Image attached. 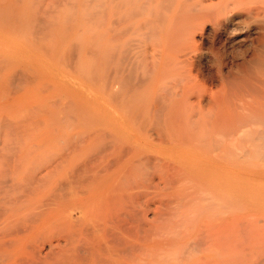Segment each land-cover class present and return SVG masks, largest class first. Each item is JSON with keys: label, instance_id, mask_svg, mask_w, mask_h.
Returning a JSON list of instances; mask_svg holds the SVG:
<instances>
[{"label": "rangeland", "instance_id": "rangeland-1", "mask_svg": "<svg viewBox=\"0 0 264 264\" xmlns=\"http://www.w3.org/2000/svg\"><path fill=\"white\" fill-rule=\"evenodd\" d=\"M10 3L11 0H0V225L7 219L11 228L20 225L17 220L26 219L20 223H31L50 210L57 214L56 218L67 210L77 218L79 211L95 206L97 199L107 198L111 201L109 207H118L121 211L131 209L137 214L142 232L154 235L155 264H264V141L259 143L262 139L257 134L261 123L260 126L253 121L252 125L250 120L233 132L234 136L238 134L234 137L236 144L233 142L236 147L233 154L238 163L230 193L223 191L224 187L215 189L208 180L200 183L199 176L185 164L178 162L180 166L169 161L167 116H162L164 121L159 122L162 128L163 122L168 123L165 126L168 129L163 132L167 139L159 136L155 117L145 118L147 127L135 128L126 108L111 97L110 89L82 78L96 64L91 55L96 44V50L100 49L98 57L102 56L97 58L96 66L101 67L106 46L102 42L104 36H101L102 41L100 36L80 37L85 43L80 44L84 47L80 48L83 53L78 54L77 44V48L74 47L80 56L77 63L85 73L78 74L75 52L71 55L73 59L67 58L68 52H63L75 45L72 38L76 42L80 38L26 36L21 20L24 8L18 4L21 9L15 7L16 10ZM92 39L96 44L91 43ZM88 44L89 47L94 45L89 48L90 52ZM66 59H72L73 68ZM102 68H96L99 70H96L97 76L94 72L96 77H102ZM82 73L85 75H80ZM160 88L157 94L168 91L164 86L165 90ZM126 91L121 88L122 94ZM138 114L144 118L140 111ZM245 125H250L246 131L251 132V127L252 131L254 128L257 131L252 132L253 137L249 135L252 133H244L247 138H254L253 141L258 137L253 144L255 149L251 138H248L251 145L247 139H240L244 134L239 133L247 128H243ZM242 141L247 142L244 145ZM54 197H58L55 202L49 199ZM45 229L36 231L29 243L46 251L49 249L47 237L55 231ZM11 237L14 235L0 236V242L10 241ZM65 239L69 240L67 236ZM65 239L62 246L68 249L72 244ZM2 251L8 250L1 248L0 255ZM158 251L163 253L159 255ZM5 253L0 263L8 258Z\"/></svg>", "mask_w": 264, "mask_h": 264}, {"label": "bare ground", "instance_id": "bare-ground-1", "mask_svg": "<svg viewBox=\"0 0 264 264\" xmlns=\"http://www.w3.org/2000/svg\"><path fill=\"white\" fill-rule=\"evenodd\" d=\"M11 3L12 8L19 9L18 4L24 8L21 20L26 36H100V39L104 36L105 41H101L106 46L101 67L96 66L100 49L96 50L95 39L91 40L96 44L91 51L93 64L96 62V68L103 65L104 74L96 77L99 70L91 66L87 75L81 77L90 84L98 82L110 89L111 97L126 108L123 109L133 119L135 128L147 127L145 118L155 117L159 136L165 139L169 134V161L185 164L199 176L200 183L208 180L215 189L224 187L223 191L230 193L238 163L233 154L237 140L234 139L238 137V134L234 136L235 130L252 120V125L253 121L262 125L258 136L264 135V0H11ZM81 38L77 42H82ZM77 42L72 38L75 45L71 43L72 49L63 52L69 54L74 50L70 56L66 54L67 58H75L71 56L75 52L76 60L83 53L80 44L85 43ZM89 45L88 52L93 47ZM66 61L72 64L69 59ZM74 65H78L75 68L78 74L83 71L78 63ZM163 86L168 91L157 94L156 90ZM121 88L127 91L122 94ZM138 111L144 118H140ZM162 116H167L165 120L169 121L166 135L163 132L168 129L165 128L168 123L163 122L165 129L159 124L160 120L164 121ZM249 127L245 125V130L237 133L257 132L254 127L255 132L252 127L251 132L246 131ZM253 133L249 135L253 137ZM246 136L240 139H247L250 144L251 137ZM260 137L262 141L257 143L264 141ZM251 139L253 146L256 140ZM256 158L260 159L258 155ZM52 198L49 199L55 202L58 197ZM94 205L79 211L77 218L69 210L56 218L57 214L50 210L47 214L40 213L33 221L30 219L31 223L22 224L26 219L19 218L21 221L17 223L22 225L12 228L7 219V224L0 225V236L14 237L0 242V249L8 250L5 251L8 258L3 257L6 259L0 264H155L154 235L142 232L137 214L131 209L109 207L111 201L107 198L97 199ZM45 228L55 231L47 237L46 251L29 243L36 231ZM64 239L72 244L70 248L64 249ZM43 243L45 248L46 241ZM5 252L1 253L5 255Z\"/></svg>", "mask_w": 264, "mask_h": 264}]
</instances>
